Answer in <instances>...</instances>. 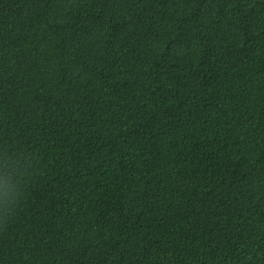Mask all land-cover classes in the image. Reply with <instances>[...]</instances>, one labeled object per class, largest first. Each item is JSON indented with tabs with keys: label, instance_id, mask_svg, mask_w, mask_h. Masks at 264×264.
Here are the masks:
<instances>
[{
	"label": "trees",
	"instance_id": "1",
	"mask_svg": "<svg viewBox=\"0 0 264 264\" xmlns=\"http://www.w3.org/2000/svg\"><path fill=\"white\" fill-rule=\"evenodd\" d=\"M0 264H264V0H0Z\"/></svg>",
	"mask_w": 264,
	"mask_h": 264
}]
</instances>
